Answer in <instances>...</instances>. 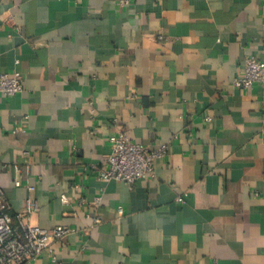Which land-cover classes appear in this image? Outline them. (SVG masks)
<instances>
[{
	"label": "crops",
	"instance_id": "crops-1",
	"mask_svg": "<svg viewBox=\"0 0 264 264\" xmlns=\"http://www.w3.org/2000/svg\"><path fill=\"white\" fill-rule=\"evenodd\" d=\"M247 55L264 60V0H0V74L25 83L0 93V185L14 212L37 200L32 224L73 228L35 264H264ZM120 130L168 145L155 177L96 175Z\"/></svg>",
	"mask_w": 264,
	"mask_h": 264
},
{
	"label": "built area",
	"instance_id": "built-area-1",
	"mask_svg": "<svg viewBox=\"0 0 264 264\" xmlns=\"http://www.w3.org/2000/svg\"><path fill=\"white\" fill-rule=\"evenodd\" d=\"M257 83H264V60L256 55H247L244 70L235 77L234 84L247 89ZM24 88V75L21 71L14 70L0 74V93L14 95L22 92ZM108 140L110 150L106 158L98 170L97 164L92 165L96 175L102 180L117 179L132 184L141 178L155 177L156 160L168 151L167 144L151 148L123 130L110 135ZM16 184L20 185V180H16ZM178 199L186 202L184 195H180ZM61 200L68 203L69 197L63 193ZM100 200V197L96 198L95 202L98 203ZM80 201L84 202L85 199L81 198ZM38 209L37 200L28 197L25 210L14 212L6 198L4 188L0 185V264H35V261L46 251L54 255L55 243L73 231V228L66 225L46 228L32 224L29 216ZM119 212L123 214V207L119 208ZM95 221L100 222L101 217L97 216Z\"/></svg>",
	"mask_w": 264,
	"mask_h": 264
}]
</instances>
